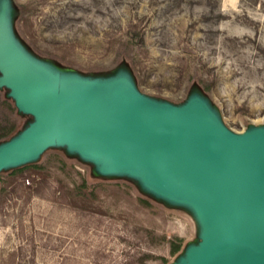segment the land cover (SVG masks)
Masks as SVG:
<instances>
[{
    "label": "rangeland",
    "instance_id": "obj_1",
    "mask_svg": "<svg viewBox=\"0 0 264 264\" xmlns=\"http://www.w3.org/2000/svg\"><path fill=\"white\" fill-rule=\"evenodd\" d=\"M0 31L60 84L128 78L154 103L201 99L234 133L264 130V0H0ZM33 121L0 85V131L15 127L0 148ZM104 167L56 144L2 169L0 264H182L196 208Z\"/></svg>",
    "mask_w": 264,
    "mask_h": 264
},
{
    "label": "water",
    "instance_id": "obj_2",
    "mask_svg": "<svg viewBox=\"0 0 264 264\" xmlns=\"http://www.w3.org/2000/svg\"><path fill=\"white\" fill-rule=\"evenodd\" d=\"M0 71V85L34 116L0 148V171L67 145L105 160L106 172L142 175L149 187L196 208L203 236L182 264H264V130L234 133L201 99L154 103L128 78L60 84L2 31Z\"/></svg>",
    "mask_w": 264,
    "mask_h": 264
},
{
    "label": "trees",
    "instance_id": "obj_3",
    "mask_svg": "<svg viewBox=\"0 0 264 264\" xmlns=\"http://www.w3.org/2000/svg\"><path fill=\"white\" fill-rule=\"evenodd\" d=\"M15 130L14 125L11 126H4L2 131H0V138H4L12 134ZM86 185V183H84Z\"/></svg>",
    "mask_w": 264,
    "mask_h": 264
},
{
    "label": "bare ground",
    "instance_id": "obj_4",
    "mask_svg": "<svg viewBox=\"0 0 264 264\" xmlns=\"http://www.w3.org/2000/svg\"><path fill=\"white\" fill-rule=\"evenodd\" d=\"M200 220L204 224V220H203L202 216H200Z\"/></svg>",
    "mask_w": 264,
    "mask_h": 264
}]
</instances>
